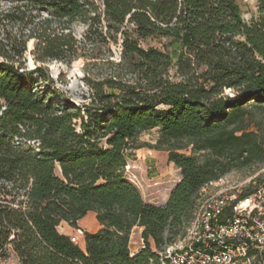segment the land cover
<instances>
[{
	"label": "trees",
	"instance_id": "obj_1",
	"mask_svg": "<svg viewBox=\"0 0 264 264\" xmlns=\"http://www.w3.org/2000/svg\"><path fill=\"white\" fill-rule=\"evenodd\" d=\"M5 1L11 8L0 16L29 28L38 61L78 59L72 28L82 23L91 43L120 42L118 64L139 80L105 79L84 108L61 94L63 104L37 90L52 82L43 66L16 64L26 47L0 43V256L11 249L21 264H159L157 251L186 232L201 190L264 159L251 129L253 110H264V0L249 22L237 0ZM150 38L168 41L144 47ZM174 60L177 80L168 75ZM155 128L182 175L165 204L146 201L126 175L129 151ZM189 145L190 154L180 152ZM90 211L101 228L83 232V249L59 226L79 229ZM135 227L144 247L132 253Z\"/></svg>",
	"mask_w": 264,
	"mask_h": 264
},
{
	"label": "rangeland",
	"instance_id": "obj_2",
	"mask_svg": "<svg viewBox=\"0 0 264 264\" xmlns=\"http://www.w3.org/2000/svg\"><path fill=\"white\" fill-rule=\"evenodd\" d=\"M94 1L100 5L102 3V0ZM237 2L246 21L249 22L259 16V6L256 1L237 0ZM10 6L9 1L0 2V14L9 10ZM86 29L87 27L82 23H76L72 28L73 35L78 41L79 57L71 63L54 59L46 60V62L38 61L35 53L37 40L29 37V28L23 23L3 20L2 15L0 16V43H9L10 46L15 42V44H20V49L26 47L23 54L15 58L16 64L24 69L31 70L37 66H43L46 69L52 82L41 80L36 86L37 90H41V93L64 104L65 100L61 96L62 94L74 105L84 108L94 100L96 95L94 83L109 78L121 79L125 83L131 84H135L139 80L138 74L132 73L128 66L125 67L123 63L118 64L122 60L120 42H110L105 45L91 43L85 38ZM167 41L166 38H150L143 41L142 45L162 48ZM0 59L3 60V58ZM175 60L168 72L172 80L180 78ZM104 89L107 87L105 86ZM232 93L233 90L230 89L225 91V95ZM253 111L255 124L251 126V129L258 132L260 141H264V110L254 109ZM159 138V128L141 133L137 141L141 147L129 151L126 167L127 178L139 188L144 199L146 198L145 200H150L154 204L163 203L170 190L182 178L181 169L169 160V151L166 147L159 145ZM191 148L189 145L180 152L190 154ZM260 187H264V159L233 168L218 181L208 184L204 194L209 195L222 190H227L230 193L237 190L246 192L247 189L255 190ZM78 226L79 229L74 228L64 221L59 226V230L62 233H70L76 242L85 249L83 232L95 230L97 226L100 227V223L96 215L90 211L78 221ZM135 228L131 233L133 251L135 247L141 245V238L134 231ZM0 264H21V262L10 249L5 256H0Z\"/></svg>",
	"mask_w": 264,
	"mask_h": 264
},
{
	"label": "built area",
	"instance_id": "obj_3",
	"mask_svg": "<svg viewBox=\"0 0 264 264\" xmlns=\"http://www.w3.org/2000/svg\"><path fill=\"white\" fill-rule=\"evenodd\" d=\"M207 186L186 232L157 251L158 263L264 264V187L205 195Z\"/></svg>",
	"mask_w": 264,
	"mask_h": 264
},
{
	"label": "crops",
	"instance_id": "obj_4",
	"mask_svg": "<svg viewBox=\"0 0 264 264\" xmlns=\"http://www.w3.org/2000/svg\"><path fill=\"white\" fill-rule=\"evenodd\" d=\"M171 191H172V189H171L170 192L167 194V198H166V200H165L163 203H156V204H165V203L168 201L169 197H170V193H171ZM145 199H146V198H145ZM146 201H148V200H146ZM148 202H152V201L149 200ZM152 203H153V202H152ZM91 212H93V211H91ZM89 213H90V212H89ZM93 213L96 215L95 212H93ZM100 228H101V225H100V227L97 226L95 230H92V231H89V232H96V231H98ZM134 231H136V234H138V235L140 236L141 240H142V236H141V234H142V231H143V227H136ZM65 234L71 235L70 233H65ZM141 247H142V241H141V245H140L139 247H135L134 252L138 251ZM131 249H132V248H131Z\"/></svg>",
	"mask_w": 264,
	"mask_h": 264
}]
</instances>
